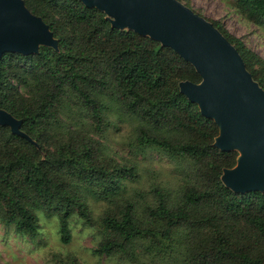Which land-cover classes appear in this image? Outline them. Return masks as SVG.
Instances as JSON below:
<instances>
[{"label": "trees", "instance_id": "1", "mask_svg": "<svg viewBox=\"0 0 264 264\" xmlns=\"http://www.w3.org/2000/svg\"><path fill=\"white\" fill-rule=\"evenodd\" d=\"M21 1L55 47L0 56V110L19 122V134L0 125V224L32 238L37 213L54 217L66 245L74 217L93 224L87 192L106 206L95 256L129 264H264V189L236 193L224 184L239 154L216 147L214 122L179 92L180 82L200 83L194 68L78 0ZM236 9L264 24V0H236ZM210 24L264 92V60ZM109 111L132 124L133 147L173 161L174 186L146 172L147 189L124 194L139 179L138 167L116 161L99 142Z\"/></svg>", "mask_w": 264, "mask_h": 264}, {"label": "water", "instance_id": "2", "mask_svg": "<svg viewBox=\"0 0 264 264\" xmlns=\"http://www.w3.org/2000/svg\"><path fill=\"white\" fill-rule=\"evenodd\" d=\"M102 11L113 27L145 35L171 49L199 75L179 92L218 129L221 151L236 149L234 168L223 182L233 192L264 189V92L249 80L234 48L211 26L175 0H78ZM39 45L55 47L47 26L21 0H0V56L31 54ZM0 125L18 133L19 122L0 110Z\"/></svg>", "mask_w": 264, "mask_h": 264}, {"label": "rangeland", "instance_id": "3", "mask_svg": "<svg viewBox=\"0 0 264 264\" xmlns=\"http://www.w3.org/2000/svg\"><path fill=\"white\" fill-rule=\"evenodd\" d=\"M175 1L206 22H217L230 36L239 39L264 60V24L250 21L239 13L236 0ZM107 114L110 123L99 142L116 161L135 162L138 167L139 179L126 183L124 194L133 190L145 191L148 187L146 172L154 173L161 185L174 186L177 175L173 161L157 150L133 147L130 140L132 124L111 111ZM84 195L93 224L86 225L74 217L70 223V241L66 245L59 241L58 222L54 217L45 218L37 213L38 229L32 238L17 236L11 226L0 224V264H64L70 261L76 264H129L117 256L92 254L100 241L97 223L106 206L90 193L84 192Z\"/></svg>", "mask_w": 264, "mask_h": 264}]
</instances>
